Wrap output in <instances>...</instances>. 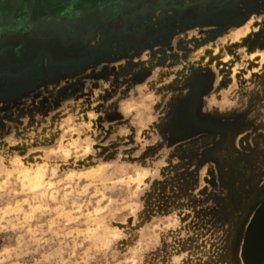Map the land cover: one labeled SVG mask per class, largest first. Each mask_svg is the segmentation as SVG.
Instances as JSON below:
<instances>
[{
  "label": "rangeland",
  "instance_id": "374dc122",
  "mask_svg": "<svg viewBox=\"0 0 264 264\" xmlns=\"http://www.w3.org/2000/svg\"><path fill=\"white\" fill-rule=\"evenodd\" d=\"M250 16L253 23L257 18L261 22L250 36L232 41L235 68L218 69L216 62V69L199 62L209 45H221L229 28ZM254 48H264V0H0V147L34 162L39 153L28 155L29 147L55 145L58 124L67 116L79 115L87 121L89 111L98 114L95 126L108 140L113 128L105 129V122L120 121L114 107L117 97L140 83L161 93L171 92L172 100L165 106L171 118L161 129L160 140L139 157L133 155L135 148L125 152L128 163L145 164L166 156L167 166L161 169L163 179L152 182L136 222L131 218L126 225L112 222L129 235L120 241L118 250L123 253L152 241L159 247L148 253L146 264H166L173 250L207 256L203 264H245L244 236L264 203V57L256 63L245 61V54ZM145 53L147 59H143ZM233 84L241 101H246L243 110L223 116L201 113L203 95ZM186 87L189 95L177 99ZM30 133L34 134L30 145L7 143V138L25 140ZM129 143L134 140L129 138ZM117 147V143L110 144L98 155L105 162L114 160ZM89 166L94 165L85 167ZM86 183L95 184V180L77 181L79 187L73 184L76 193L67 200L61 193L55 200L41 197L38 207L30 200L31 206L21 205L23 212L9 216L0 212L6 225L9 220L18 222L13 217L24 221L15 232L0 233V247L14 245L15 240L6 237L32 229L25 236L31 254L19 264L36 260L61 264L60 256L44 257L66 245L63 260L67 264H84L85 260L106 264L99 255L96 260L84 257L89 247L93 248L89 255L95 254L99 236L107 235L106 242L111 243L117 235L98 227L104 213L94 205L77 207L96 199L88 195L95 193V187L77 196L85 191ZM65 191L72 192V188L65 187ZM48 193L51 196L53 190ZM32 195L22 192L15 201ZM29 212L31 216L25 219ZM173 215L184 230L195 233L176 245L169 241L177 230L167 227ZM30 237L39 243H32ZM35 248L40 251L32 252ZM73 249L76 255L69 259ZM107 264L115 262L109 258Z\"/></svg>",
  "mask_w": 264,
  "mask_h": 264
},
{
  "label": "clouds",
  "instance_id": "9594fccd",
  "mask_svg": "<svg viewBox=\"0 0 264 264\" xmlns=\"http://www.w3.org/2000/svg\"><path fill=\"white\" fill-rule=\"evenodd\" d=\"M147 55L145 53L143 59H147ZM101 83L103 84L102 81ZM189 92V88H184L183 95H177V99L187 97ZM172 97L173 93L158 92L146 83L135 84L126 95L116 98L114 107L120 121L118 123L105 122V129L113 128V133L108 140L103 139V133L95 126L97 113L89 111L86 114L87 121L83 116H67L57 126L60 135L55 145L35 149L28 148V155L33 152L39 153L31 163L27 162V156H22L19 152H5L0 147V212H3L5 216L12 215L13 212H23L21 205H30V200L37 202L38 207L41 197L55 200L56 195L61 193L67 200L69 196L76 193L73 184L80 180L94 179L95 184H84L85 191L79 192L77 196H83L88 188L95 187V193L88 195H95L96 199H89L77 207L86 208L89 205H94L97 212L104 213L98 227H103L108 235L112 233L117 235L111 243L106 242L107 235L99 236L98 239L101 243L95 247V254L89 255L93 252V248L89 247L85 250L84 257L96 260L99 255L106 264L109 258L115 264H146L148 253L155 252L159 244L149 241L148 246L129 247L121 253L118 250L119 243L121 240H128L129 235L125 234L123 228L113 227L112 222L126 225L131 218L135 223L139 213L145 209L144 197L151 191L152 182L163 179L161 169L167 166L166 156H161L158 161L150 160L145 164L128 163L125 152L135 148L136 151L133 155L139 157L150 145H154L160 140L159 133L162 132L161 129L165 125H168L171 118L169 115L171 112H165V106L169 104ZM176 100L173 101V104ZM201 100L200 111L204 115H211L215 112L217 115L223 116L233 110H243L246 107V101H241L236 84L227 90L216 91L214 88L210 93L203 95ZM157 126L159 130H157ZM33 138L34 134L31 133L25 140H19L13 136L7 138V143L30 145ZM129 138H132L134 143H129ZM113 143L119 144V147L114 149L116 157L114 160L105 162L98 154L102 148ZM89 164L94 166L85 167ZM148 178L151 179L148 180V183H144V180ZM68 181H73V184H68ZM18 185L20 186L19 191H17ZM65 187L72 188V192L65 191ZM76 187H79V184H76ZM49 189L53 190L51 196L48 193ZM22 192L24 194L35 193V195L15 201V197ZM105 192L109 195L105 196ZM9 197L11 200L8 199ZM100 197L104 199L101 200ZM12 201L15 203L13 204ZM35 210L33 209V211ZM28 216H31V212L25 219ZM3 219L4 217L0 216V233L15 232L24 224V221H20L18 217H13L18 221L15 224L9 220L6 225L3 223ZM170 220L171 223L167 227L177 230V235L169 241L171 245H176L195 235V233L183 229L176 215L171 216ZM39 227L42 228L43 225H39ZM32 231V229H28L23 234L6 237L9 241L14 239L15 243L10 247H0V264H6V261L13 259L16 264H19L23 257L31 254L30 245L25 240V236ZM80 234L84 235V233ZM205 239L207 240V238ZM30 240L32 243H39L34 238L30 237ZM43 243L48 244L49 241L44 240ZM67 247L66 245L64 249H53L44 258L48 259L53 255L60 256L61 264H67V261L63 260V252L67 250ZM76 247H83V245L78 244ZM31 251L39 252L40 249L35 248ZM68 255L71 259L76 255L75 250H71ZM207 259V256L193 255L188 251L178 254L173 250L169 253L166 264H203V261ZM34 264H40V261L36 260ZM84 264H88V261L85 260Z\"/></svg>",
  "mask_w": 264,
  "mask_h": 264
},
{
  "label": "bare ground",
  "instance_id": "6f19581e",
  "mask_svg": "<svg viewBox=\"0 0 264 264\" xmlns=\"http://www.w3.org/2000/svg\"><path fill=\"white\" fill-rule=\"evenodd\" d=\"M252 20H253V17L250 16L247 19H245L241 24H238V26H235L234 29L229 28V30H231V31H228V33L226 34L225 41L221 45H214V47L209 45V47L206 48V54H205V57L203 58V60H200L199 59L200 57L198 58L200 60L199 62H201L202 65L207 63V65L211 64L212 66H215V64L217 62L216 66L218 67V69H221V68H225V69H231L232 68L233 69V68H235L236 67L235 57L232 56L233 53H231V51H230L231 43H233L232 41H235V40L238 41V40L243 39L244 37L250 36L252 33L255 32V30L258 28L257 25L261 22V19L257 18V21H256L257 23H255V22L253 23ZM234 56H235V54H234ZM262 57H264V48H254L252 50H249L245 54V61L249 62V63H254L258 58L261 59ZM238 61H236V62H238ZM262 61H264V59H262ZM261 63H264V62H261ZM216 66H215V68H216ZM243 67L246 68L245 66H243ZM253 68H255V67H253ZM246 69H248V68H246ZM235 70L237 71V68ZM223 72H225V71L223 70ZM220 73L221 72H219V74ZM240 75H241V73H240ZM242 254L244 257V263L247 264L246 259H245V255H244V253H242Z\"/></svg>",
  "mask_w": 264,
  "mask_h": 264
},
{
  "label": "water",
  "instance_id": "95a60500",
  "mask_svg": "<svg viewBox=\"0 0 264 264\" xmlns=\"http://www.w3.org/2000/svg\"><path fill=\"white\" fill-rule=\"evenodd\" d=\"M243 244L247 264H264V203L252 216Z\"/></svg>",
  "mask_w": 264,
  "mask_h": 264
},
{
  "label": "flooded vegetation",
  "instance_id": "af4514ba",
  "mask_svg": "<svg viewBox=\"0 0 264 264\" xmlns=\"http://www.w3.org/2000/svg\"><path fill=\"white\" fill-rule=\"evenodd\" d=\"M72 96H74V94H70V96H69V97H72Z\"/></svg>",
  "mask_w": 264,
  "mask_h": 264
}]
</instances>
